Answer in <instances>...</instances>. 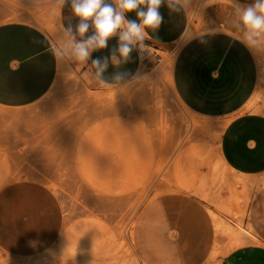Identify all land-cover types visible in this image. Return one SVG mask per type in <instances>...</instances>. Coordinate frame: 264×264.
Here are the masks:
<instances>
[{
    "label": "rangeland",
    "instance_id": "rangeland-1",
    "mask_svg": "<svg viewBox=\"0 0 264 264\" xmlns=\"http://www.w3.org/2000/svg\"><path fill=\"white\" fill-rule=\"evenodd\" d=\"M183 2L196 31L224 30V17L233 13L244 39L231 0ZM58 7L57 0H0V24H33L61 54L55 81L41 100L23 109L0 108V195L11 188L25 195L37 190L45 197L40 207L49 229L59 233L38 252L0 251V264L135 263L136 217L161 195L193 197L217 219L227 218L228 183L242 189L240 182L246 188L250 181L219 161L224 124L195 114L175 94L171 72L181 43L145 51L148 62L128 83L95 86L80 74V61L57 27ZM252 51L263 72L264 44ZM254 99L255 110L264 114V86Z\"/></svg>",
    "mask_w": 264,
    "mask_h": 264
},
{
    "label": "crops",
    "instance_id": "crops-1",
    "mask_svg": "<svg viewBox=\"0 0 264 264\" xmlns=\"http://www.w3.org/2000/svg\"><path fill=\"white\" fill-rule=\"evenodd\" d=\"M107 2L117 6L116 0ZM252 2L240 0L241 4ZM70 3L59 5L57 27L68 41L73 34L77 41L86 40L94 28L83 35L76 31L79 18L72 13ZM170 3L175 8H170ZM188 8L183 0H164L159 9L162 23L158 28H145L143 40L136 41L127 60L118 51L119 63L111 59L119 45V31L126 30L122 25L106 48L96 49L88 60L80 61L79 72L95 86L124 85L144 65L147 55L143 49L164 52L180 42L172 64L173 90L192 112L224 124L218 155L227 170L251 182L246 186L251 190L248 193L246 189L249 200L244 215L238 219L250 240L229 248V236L216 232L215 220L209 209L205 211V204L184 194L178 195L188 199L161 195L136 217V262L131 264H264V114L255 110L254 99L258 88L264 86V70L260 71L256 54L243 42L242 31L236 33L233 13L224 17V30L203 26L205 30L196 31L195 24L188 32ZM125 16L141 22L135 11ZM69 27L72 33L67 31ZM60 55L51 37L39 27L20 21L0 24V108L23 109L41 100L55 81ZM104 57L109 58L108 66L100 73L92 61ZM116 74L124 75L115 79ZM43 198L37 190L25 195L20 188L0 195L1 252L30 254L55 240L59 230L49 229L50 220L40 207ZM220 220L227 223V218ZM225 247L229 248L226 253L212 255L213 250Z\"/></svg>",
    "mask_w": 264,
    "mask_h": 264
},
{
    "label": "clouds",
    "instance_id": "clouds-1",
    "mask_svg": "<svg viewBox=\"0 0 264 264\" xmlns=\"http://www.w3.org/2000/svg\"><path fill=\"white\" fill-rule=\"evenodd\" d=\"M63 7L68 0H57ZM164 0H116L117 6L107 0H71L70 7L75 17L79 18L76 31L83 35L90 27L94 28V34L86 40L77 41L72 35L68 42L71 54L79 61H86L91 57L92 51L107 47L109 38L117 35L122 25H126V30L119 31V45L113 51L111 59L119 63L115 52L125 60L132 52V46L136 41L143 40L145 28H158L163 21V16L159 11ZM236 12L239 16L238 27L244 32V41L250 49L259 50L264 44V0H253L250 4H241L240 0H234ZM145 6V7H141ZM170 8L175 5L169 4ZM175 10H180L176 8ZM135 11L141 18V22L136 20H126L125 13ZM91 21V24L89 23ZM72 33V28L67 29ZM108 57L97 58L92 63L98 67L102 73L108 66ZM124 74H116L115 79H121Z\"/></svg>",
    "mask_w": 264,
    "mask_h": 264
},
{
    "label": "bare ground",
    "instance_id": "bare-ground-1",
    "mask_svg": "<svg viewBox=\"0 0 264 264\" xmlns=\"http://www.w3.org/2000/svg\"><path fill=\"white\" fill-rule=\"evenodd\" d=\"M189 24H190V27H189L188 32L194 30V28H195L194 15L192 13L189 16ZM147 50L148 49L145 48V49H143V52H145ZM263 77H264V74H263ZM263 81H264V78H263ZM166 93H168V92H166ZM112 97H114V96H112ZM106 100H107V96H106ZM218 158H219V161L222 164V166L226 169V166L222 162V160L220 159L219 155H218ZM240 185L242 186V189L237 188V186H239V185L235 182L228 183V189L230 188L229 191H230L231 207L226 212L227 219H228L227 223L223 224V222L220 219H217L216 215L212 211L209 210L212 217L215 220L216 232L220 233V234H224V235L227 234L229 236V238H228V239H230L229 240L230 241V247L229 248L243 244V243L248 242L250 240L248 232L243 230L238 224V219H239V217H242L244 215V212H245L244 206L247 204V202L249 200V196L246 193L247 187L245 188V183L240 182ZM229 248H226V249L228 250ZM226 251L224 253H226ZM221 252L223 253V251H221Z\"/></svg>",
    "mask_w": 264,
    "mask_h": 264
}]
</instances>
